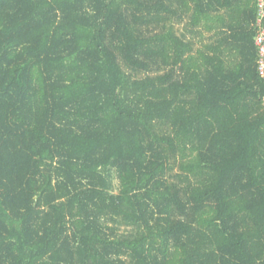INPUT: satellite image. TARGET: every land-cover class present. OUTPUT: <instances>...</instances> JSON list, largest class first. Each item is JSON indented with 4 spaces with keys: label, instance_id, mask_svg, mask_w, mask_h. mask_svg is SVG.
Here are the masks:
<instances>
[{
    "label": "trees",
    "instance_id": "1",
    "mask_svg": "<svg viewBox=\"0 0 264 264\" xmlns=\"http://www.w3.org/2000/svg\"><path fill=\"white\" fill-rule=\"evenodd\" d=\"M258 0H0V264H264Z\"/></svg>",
    "mask_w": 264,
    "mask_h": 264
},
{
    "label": "built area",
    "instance_id": "2",
    "mask_svg": "<svg viewBox=\"0 0 264 264\" xmlns=\"http://www.w3.org/2000/svg\"><path fill=\"white\" fill-rule=\"evenodd\" d=\"M258 35L256 37V46L259 49V72L264 78V0H258Z\"/></svg>",
    "mask_w": 264,
    "mask_h": 264
}]
</instances>
